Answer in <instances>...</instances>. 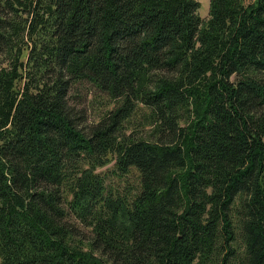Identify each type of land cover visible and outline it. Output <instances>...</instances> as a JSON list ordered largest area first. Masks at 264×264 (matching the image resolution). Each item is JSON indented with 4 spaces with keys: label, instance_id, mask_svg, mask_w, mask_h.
Segmentation results:
<instances>
[{
    "label": "trees",
    "instance_id": "16d2710c",
    "mask_svg": "<svg viewBox=\"0 0 264 264\" xmlns=\"http://www.w3.org/2000/svg\"><path fill=\"white\" fill-rule=\"evenodd\" d=\"M199 10L0 0L1 264H264V0Z\"/></svg>",
    "mask_w": 264,
    "mask_h": 264
},
{
    "label": "rangeland",
    "instance_id": "374dc122",
    "mask_svg": "<svg viewBox=\"0 0 264 264\" xmlns=\"http://www.w3.org/2000/svg\"><path fill=\"white\" fill-rule=\"evenodd\" d=\"M196 1L200 3V10H199L200 17L203 20H208L211 0H196ZM7 65H8L7 59L5 57H0V69L2 67H6ZM98 97H99V93L95 89H92L88 85H83V86L80 85L77 86L72 92L71 104L72 106H75L78 110L85 109L89 123H92L93 121H97L98 119H100V117L104 115L105 111H107L108 109H112L115 106L114 103L112 104L110 103V106H106L107 101L102 102L101 100H99ZM140 121L142 120H133L131 123V127H132L131 129L134 131V134L148 135L147 134L149 133L148 129L143 131V130H138L139 128L136 127L140 123ZM112 169H113V164L103 169H100L99 172L105 170L107 174L111 175ZM135 178L134 176H131L129 179L125 178L124 181L120 180L119 178H114L112 180H108L107 184L110 188L113 186L115 192L127 194V192L131 191L132 186L126 185V182L130 180L128 182L130 184H133L134 182H136ZM240 250L241 249H239V251Z\"/></svg>",
    "mask_w": 264,
    "mask_h": 264
}]
</instances>
